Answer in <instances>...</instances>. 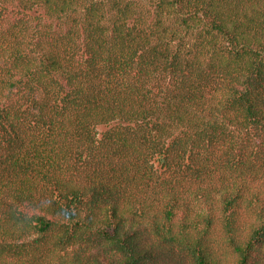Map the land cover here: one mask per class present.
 <instances>
[{"label":"trees","instance_id":"trees-1","mask_svg":"<svg viewBox=\"0 0 264 264\" xmlns=\"http://www.w3.org/2000/svg\"><path fill=\"white\" fill-rule=\"evenodd\" d=\"M0 264H264V0H0Z\"/></svg>","mask_w":264,"mask_h":264}]
</instances>
